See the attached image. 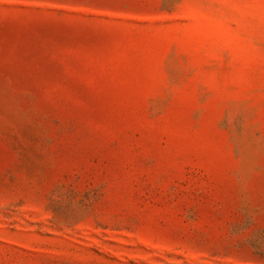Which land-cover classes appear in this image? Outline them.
Returning a JSON list of instances; mask_svg holds the SVG:
<instances>
[{
  "label": "rangeland",
  "instance_id": "1",
  "mask_svg": "<svg viewBox=\"0 0 264 264\" xmlns=\"http://www.w3.org/2000/svg\"><path fill=\"white\" fill-rule=\"evenodd\" d=\"M0 264H264V0H0Z\"/></svg>",
  "mask_w": 264,
  "mask_h": 264
}]
</instances>
